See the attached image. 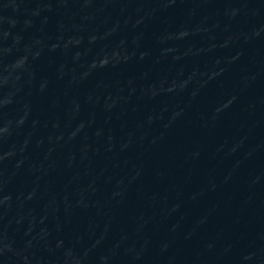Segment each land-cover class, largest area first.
<instances>
[{"label":"water","instance_id":"obj_1","mask_svg":"<svg viewBox=\"0 0 264 264\" xmlns=\"http://www.w3.org/2000/svg\"><path fill=\"white\" fill-rule=\"evenodd\" d=\"M0 264H264V0H0Z\"/></svg>","mask_w":264,"mask_h":264}]
</instances>
